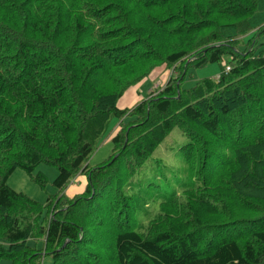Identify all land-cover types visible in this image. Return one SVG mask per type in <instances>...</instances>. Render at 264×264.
Masks as SVG:
<instances>
[{"label":"trees","instance_id":"obj_1","mask_svg":"<svg viewBox=\"0 0 264 264\" xmlns=\"http://www.w3.org/2000/svg\"><path fill=\"white\" fill-rule=\"evenodd\" d=\"M260 2L0 0V260L264 264V25L251 23ZM224 58L217 78L182 87L190 67ZM169 69L178 76L124 106ZM114 119L112 155L90 167ZM176 127L196 181L140 222L150 207L128 185ZM42 162L58 169L45 205L8 185ZM79 175L88 182L69 197ZM34 179L45 187L42 173Z\"/></svg>","mask_w":264,"mask_h":264},{"label":"rangeland","instance_id":"obj_2","mask_svg":"<svg viewBox=\"0 0 264 264\" xmlns=\"http://www.w3.org/2000/svg\"><path fill=\"white\" fill-rule=\"evenodd\" d=\"M251 23L255 29H258L264 23V0H261L260 10L251 18ZM224 33L226 36L233 35L235 30L233 28H226L224 29ZM246 40V37L242 39V47ZM261 41H264V36ZM261 49H264V46L258 47L257 51ZM227 62L228 58H224L221 62L211 63L201 68L190 67L186 72V78L182 87L184 89L191 88L204 78H217ZM160 71L159 73H155L152 79H148L140 87L139 94L133 88L124 106H132L138 99L146 98L150 93L167 85L171 76L176 77L179 74L174 69ZM118 123L119 121L117 119L112 120L108 133L102 138L97 150L88 161L90 167H96L112 155L113 143L111 138ZM187 142L188 138L184 132L179 127L174 128L147 160L143 168L130 181L127 191L129 195L135 197L137 203L147 202L150 207L148 212L141 210L142 214L138 216L140 222L142 220L146 222L158 214L160 203L173 191L180 193L184 184H191L196 181L195 177L187 169L182 151V147ZM39 173H42L45 177V187H42L34 179V176ZM57 175L58 169L56 166L42 162L35 168L33 175L28 174L21 168H17L8 179V185L45 205L48 199L54 198L58 192L53 185ZM76 179L72 180L71 185L76 183ZM86 182H88L87 177ZM70 186L66 191L69 197H74L84 190ZM29 243L32 246L37 245L39 248L43 247V241L41 240L36 242L32 240ZM52 262L53 259L51 256L44 255L35 260L34 264H51ZM0 264H12V260L3 258L0 260Z\"/></svg>","mask_w":264,"mask_h":264},{"label":"crops","instance_id":"obj_3","mask_svg":"<svg viewBox=\"0 0 264 264\" xmlns=\"http://www.w3.org/2000/svg\"><path fill=\"white\" fill-rule=\"evenodd\" d=\"M262 25H264V23ZM76 178H77L76 179V183L75 184H72L70 187H74V188L76 187L77 189H80V188L84 189L85 186H86V184H87V182H86V176L79 175Z\"/></svg>","mask_w":264,"mask_h":264}]
</instances>
